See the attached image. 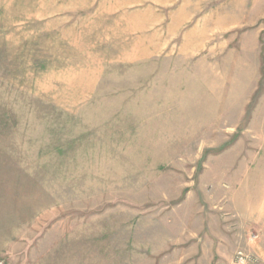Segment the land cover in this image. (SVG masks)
<instances>
[{
    "label": "rangeland",
    "instance_id": "obj_1",
    "mask_svg": "<svg viewBox=\"0 0 264 264\" xmlns=\"http://www.w3.org/2000/svg\"><path fill=\"white\" fill-rule=\"evenodd\" d=\"M189 243L264 264V0H0V264Z\"/></svg>",
    "mask_w": 264,
    "mask_h": 264
},
{
    "label": "crops",
    "instance_id": "obj_2",
    "mask_svg": "<svg viewBox=\"0 0 264 264\" xmlns=\"http://www.w3.org/2000/svg\"><path fill=\"white\" fill-rule=\"evenodd\" d=\"M252 249L264 259V243L254 244ZM162 264H227L229 256L224 253L223 245L219 244H176L171 253H158Z\"/></svg>",
    "mask_w": 264,
    "mask_h": 264
},
{
    "label": "built area",
    "instance_id": "obj_3",
    "mask_svg": "<svg viewBox=\"0 0 264 264\" xmlns=\"http://www.w3.org/2000/svg\"><path fill=\"white\" fill-rule=\"evenodd\" d=\"M257 258L252 253L240 250L231 264H255Z\"/></svg>",
    "mask_w": 264,
    "mask_h": 264
}]
</instances>
